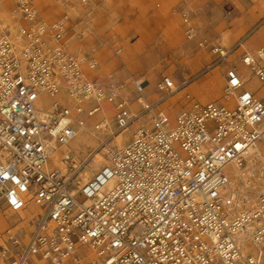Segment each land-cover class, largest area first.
<instances>
[{"label":"built area","instance_id":"built-area-1","mask_svg":"<svg viewBox=\"0 0 264 264\" xmlns=\"http://www.w3.org/2000/svg\"><path fill=\"white\" fill-rule=\"evenodd\" d=\"M78 2L110 17L109 0ZM13 3V20L0 19V264H264V46L201 42L224 66L221 98L186 94L173 115V78L151 100L132 76H96L99 60L75 52L70 15L48 23L33 0ZM181 20L195 41L194 19ZM62 93L72 106L39 104ZM83 132L107 136L104 163L74 187Z\"/></svg>","mask_w":264,"mask_h":264},{"label":"rangeland","instance_id":"rangeland-1","mask_svg":"<svg viewBox=\"0 0 264 264\" xmlns=\"http://www.w3.org/2000/svg\"><path fill=\"white\" fill-rule=\"evenodd\" d=\"M111 1V2H110ZM264 0H109L110 17L103 13L86 16L79 11L78 0H33L48 23L65 15L72 17L70 35L75 52L96 57L101 70L96 76L127 74L145 82V97L154 99L161 94L158 85L163 77L173 78L180 87L177 102L172 106L176 115L184 105L186 94L200 102L208 103L221 98L224 87V66L217 61L210 47L201 42L217 35L227 48L257 49L264 46ZM13 0L0 2V19L3 24L13 20ZM187 12L199 29L193 42L185 39L181 14ZM239 52H242L239 51ZM108 58L104 59V56ZM150 84V85H149ZM149 85V86H148ZM248 89L258 91L261 85L253 80ZM263 92V89L260 91ZM137 96V95H136ZM170 99L169 102H171ZM62 102L72 104L64 93L57 97L43 96V107ZM173 104V103H171ZM175 113V114H174ZM121 134V142L131 140L136 126ZM82 135H88L83 132ZM86 146L75 142L73 151ZM77 155L80 170H75L74 187L92 176L89 169L90 154ZM100 153V151L98 150ZM75 153V154H76ZM248 255L256 256L258 249L251 242L243 248Z\"/></svg>","mask_w":264,"mask_h":264},{"label":"bare ground","instance_id":"bare-ground-1","mask_svg":"<svg viewBox=\"0 0 264 264\" xmlns=\"http://www.w3.org/2000/svg\"><path fill=\"white\" fill-rule=\"evenodd\" d=\"M258 1V0H257ZM260 1V0H259ZM111 2V1H110ZM260 5L264 7V2L261 1L260 2ZM230 49V48H228ZM108 58V55L104 56V59ZM150 85V84H149ZM148 85V86H149ZM145 90V89H144ZM144 90H141V91H144ZM154 98H159V95H154ZM171 102L170 103H173L171 105V108L174 104H176L177 102V96L176 97H173L171 98ZM98 117H101V115H99ZM137 126V125H136ZM122 138V137H121ZM107 139V136H102V135H97L95 134L94 137H91L89 135H80L77 139L76 142H82V143H85L86 146L84 147H80L78 148V152L76 153V155H84L86 153H89V150L90 149H94V152H92L90 154V162H89V166H90V170L91 168H94V171H92V175L96 172L97 169H99L102 164L104 163V157L101 153H99L97 150L98 148L100 147L101 143L105 142ZM74 150V149H73ZM74 152V151H73ZM53 165L54 166H58L60 168L63 169V173H67L68 172V165H64V163H62L61 161V157H60V154H56L53 158ZM74 160L76 161V168H78V170H80V168H82L83 165H79V161H78V158L77 157H74ZM81 185V184H80Z\"/></svg>","mask_w":264,"mask_h":264},{"label":"crops","instance_id":"crops-1","mask_svg":"<svg viewBox=\"0 0 264 264\" xmlns=\"http://www.w3.org/2000/svg\"><path fill=\"white\" fill-rule=\"evenodd\" d=\"M108 5H109V3H108Z\"/></svg>","mask_w":264,"mask_h":264}]
</instances>
